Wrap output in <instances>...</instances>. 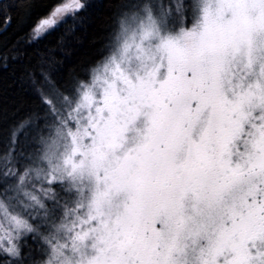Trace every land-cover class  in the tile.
<instances>
[{
    "label": "snow or ice",
    "instance_id": "obj_1",
    "mask_svg": "<svg viewBox=\"0 0 264 264\" xmlns=\"http://www.w3.org/2000/svg\"><path fill=\"white\" fill-rule=\"evenodd\" d=\"M88 0H0V264H264V0H114L83 73L36 63Z\"/></svg>",
    "mask_w": 264,
    "mask_h": 264
},
{
    "label": "trees",
    "instance_id": "obj_2",
    "mask_svg": "<svg viewBox=\"0 0 264 264\" xmlns=\"http://www.w3.org/2000/svg\"><path fill=\"white\" fill-rule=\"evenodd\" d=\"M88 9L76 20L68 19L50 35L26 44L25 49L36 63L40 56L50 55L57 62L60 74L69 71L83 73L86 66L96 57L102 48L109 23L110 5L114 0H88ZM28 31H20L14 21L0 43L11 47L17 36ZM24 61L9 60L7 66L0 61V118L12 122L23 118L33 106L34 93L21 84V65Z\"/></svg>",
    "mask_w": 264,
    "mask_h": 264
}]
</instances>
